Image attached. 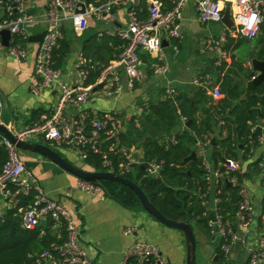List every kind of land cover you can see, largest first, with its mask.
Here are the masks:
<instances>
[{
    "label": "built area",
    "instance_id": "1",
    "mask_svg": "<svg viewBox=\"0 0 264 264\" xmlns=\"http://www.w3.org/2000/svg\"><path fill=\"white\" fill-rule=\"evenodd\" d=\"M149 1L146 19L139 18L134 0H108L99 7L84 2V13L76 11L80 9L79 0H47V13L44 20L25 11V0H11L13 4L4 5L2 7L5 10L4 15L0 16V50L5 49L10 56L17 59L25 58L26 50L19 46L16 38L26 39L27 28L38 22H44L43 37L38 43L34 57V75L39 78V84L32 90L38 93L43 88H57L58 91L52 112L41 114L38 122L20 129H15L9 124L8 130L21 141H28L39 135L50 147L71 148L82 161L87 158L89 153H93L100 157L104 170L109 167L111 172L124 177L135 171L140 164L144 169L143 177L158 176L162 168L161 164L143 160L136 162L131 154V148L121 141L120 134L125 123L118 112L114 110L103 112L87 121V116L81 109L91 92V86L86 85L89 76L87 60L83 56L79 57L76 64L77 81L74 84L63 81L61 71L52 67V54L59 40L62 39L60 26L65 20H73L78 27L84 23L86 15L113 21L111 11L113 5L131 2L127 9L125 26L106 32L111 37L125 41L123 50L118 58L102 66L94 86L99 83L107 84L110 88L108 93L113 96L120 94L123 88L132 89L141 79L139 49L149 53L150 66L154 74H165L168 67L165 63L162 42L164 39L166 42L170 39L181 40V10L189 0ZM225 4H229L231 8L234 26L230 29L227 28L218 38L207 41V45L218 54V65L227 58V53L222 46L229 36L253 38L259 33L260 25L264 22V0H196L194 7L198 20L201 23L221 22ZM3 30H8L10 33L7 46L3 43L1 34ZM173 48L175 52L178 51L176 44L173 45ZM118 65L124 69L125 83L122 82ZM192 82L195 87L204 89L215 99L221 95L219 85L213 83L212 76L208 72L197 75ZM166 95L176 104L177 92L175 89L167 88ZM144 110L145 106L138 108L139 113ZM1 116L2 100L0 97V121ZM180 118L182 121H186L185 117L180 116ZM134 123L139 127L137 120ZM263 127L264 119L261 124H252L251 133ZM174 136L164 140V143L174 144L176 142ZM262 141L261 133L251 139L249 153L252 152L255 145ZM1 143L6 148L7 159L0 170V218L4 215L1 202L6 200L17 209L22 229L31 230L39 226L42 221L49 220L54 226L63 227L66 232V239L62 244L51 245L30 264H92V260L80 241L81 227L74 217V213L59 201L48 196L37 178L25 167L24 160L19 154L20 150L3 136ZM201 162L207 172L206 179L209 185L212 181L217 185L220 179H226L232 185L240 187L241 200L235 212V222L241 227L247 228L255 216V210L246 196L244 186L238 183L234 175L239 169L238 162L234 159H225L223 170L213 167L205 159ZM259 167L263 170L264 162H259ZM75 187L101 199L106 196L101 184L77 179ZM218 200L219 198L216 197L215 203ZM214 212L218 226L217 233L223 239L221 249L223 255L227 256L240 238L233 225L222 220L217 208ZM258 218L264 221V212L258 214ZM212 224L211 220V227ZM130 232V228L124 230L125 234ZM131 259L151 261L153 264H171L161 254L157 244L144 240L133 241L129 244L117 264H128ZM247 264H264V235L259 237L257 244L251 249Z\"/></svg>",
    "mask_w": 264,
    "mask_h": 264
},
{
    "label": "crops",
    "instance_id": "2",
    "mask_svg": "<svg viewBox=\"0 0 264 264\" xmlns=\"http://www.w3.org/2000/svg\"><path fill=\"white\" fill-rule=\"evenodd\" d=\"M80 1L85 2V0ZM146 2L149 6L150 1L146 0ZM195 2L196 0H189L181 10V40L171 39V44L168 40L164 46L163 53L168 67L165 74H154L150 66L149 53L139 49L141 79L132 89L123 88L120 94L113 96L108 93L109 86L103 84V87L95 92L94 97L89 96L87 101L82 104L81 109L86 116H92L91 119L107 111L114 110L119 113L125 123L120 136H125L126 140L121 141L131 148V154L136 162L143 160V143L149 136L154 135L164 143V140L175 135L172 130L171 132L160 130L154 125V119L147 117L150 114V105L160 106L163 102L169 101L171 105L176 106L174 101L167 97V88L175 89L177 96L186 94L189 98H194L198 87H195L192 81L197 75L205 72L211 74L213 83L219 84V73L216 69L218 54L207 45V41L218 38L227 28L222 22L201 23L195 11ZM24 3L26 12L44 20L47 13V0H25ZM134 3L137 8L139 0H134ZM130 5L131 2L113 5L111 9L113 21L86 15L84 23L80 27L73 20H65L61 24L64 27L63 31L61 30L62 40L69 43V52L59 69L63 81L69 84H74L77 81L76 64L81 56L86 59L85 56L88 55L90 57L88 60L86 59L87 61L91 59L94 64L101 66L107 61L113 60L112 57L118 58L119 46L114 43L115 38L106 32L125 26L127 9ZM4 12L5 10L2 8L0 16L4 15ZM138 12H141V9H138ZM95 19L105 20L106 24L101 25ZM109 22L110 25H108ZM44 28V22L30 26L27 28V38L41 33ZM239 38H234V44ZM241 38L243 45H240L238 50L231 49L229 54L227 53V58L222 62L230 63L231 54L240 51L241 54L247 55L244 66L252 71L249 54L252 53L256 57L258 50L256 42L259 35L250 39ZM174 44L178 46L177 52L173 48ZM37 47L38 42L27 40L23 45L27 55L23 59L10 56L5 49L0 50V97L2 94L5 98L9 112V124L15 129L38 122L41 114L52 112L55 106L57 88H43L38 93L32 90L39 84V78L34 75V57ZM118 70L123 82L124 69L118 65ZM212 72H215V75ZM140 106H145L142 113L138 112ZM136 120L139 127L135 126ZM187 122V119L182 121L178 116L176 123L180 128L178 132H182L187 127ZM257 124H261V122L258 121ZM258 130L263 135V141L255 145L247 156L239 149L235 159L239 167L235 174H241V184L242 179L248 178L242 186H244L246 196L255 210V216L247 228L235 223L234 229L240 239L236 241L227 256L223 255V257L237 261L239 264H247L251 249L257 244L259 237L264 235V221L258 218V214L264 212V168L261 170L259 167V162H264V127ZM1 139L0 135V144H2ZM30 139L28 142H41L37 137ZM216 139H219L218 135L212 138V143ZM197 146L196 157L207 160L213 166L211 161L212 145L199 143ZM61 151L60 154L74 165L87 169L78 161L73 149L62 147ZM19 154L24 160L25 167L37 178L48 196L59 201L74 213V217L81 227L80 241L92 260V264H117L123 256L124 249L137 240L157 244L161 254L171 264H185V241L180 231L164 226L140 206L129 209L110 196L101 199L77 189L75 184L78 178L43 156L27 151H19ZM137 173L136 168L133 176ZM212 179L214 180V177ZM228 183L232 185L229 180H227ZM217 185L213 181L209 185L208 206L210 211H214L216 208ZM1 205H3L4 214L8 209L13 208L6 200L1 202ZM191 226L196 238V249L197 245H200V252L206 254L209 263L212 264L218 258L217 250L222 248L223 239L219 234L220 237L215 235L216 232L208 233L196 222H193ZM39 227L42 229L41 231L50 228L58 236L60 234L61 227L54 226L49 220L42 221ZM126 228L131 229L129 234L124 233Z\"/></svg>",
    "mask_w": 264,
    "mask_h": 264
},
{
    "label": "trees",
    "instance_id": "3",
    "mask_svg": "<svg viewBox=\"0 0 264 264\" xmlns=\"http://www.w3.org/2000/svg\"><path fill=\"white\" fill-rule=\"evenodd\" d=\"M107 1L85 0V3L99 7ZM7 4L13 3L11 0H0V11ZM137 8L141 9V12H138L139 18L146 19L148 14L146 0H139ZM258 35L256 57L262 60L264 58V22L260 25L259 33L255 37ZM114 38V43L119 46L117 53H121L125 41ZM234 38L238 37H228L223 45V50L228 54L231 49L238 50L240 45H243L241 37L236 40V44H234ZM16 41L23 47L27 38H16ZM68 52L69 43L59 40L52 54V67L60 69ZM85 57L88 60L90 56ZM230 57V63L223 61L216 68L219 73L218 85L221 91L219 98L215 99L204 89L198 88L194 98H189L186 94L176 96V106L171 105L169 101L163 102L160 106L150 105V114L147 117H152L154 125L162 131L171 132L177 123L178 116L190 120L189 125L182 132L175 134L174 144L162 143L154 135L149 136L143 143V161H155L162 165L159 175L142 187L150 202L167 218L190 224L196 222L208 233H211L213 228L210 225L207 172L202 166L201 159L197 157L188 159V157L193 151L196 152L199 143L212 145V164L215 168L223 170L225 159L235 160L239 149L246 156L249 154L251 139L260 133L258 129L251 133V126L264 119V82L256 85L251 94L244 97L245 82L251 80L254 73L244 66L247 55L238 51ZM116 58V56L112 57L113 60L107 61L102 66ZM90 60L87 61L89 76L86 85L91 86L92 90L102 66ZM91 117L88 115L87 121ZM217 135L219 139L212 143V138ZM120 137L123 142L124 139L126 140L125 136ZM6 159V148L0 144V170ZM83 162L87 169L104 170L100 157L93 153H89ZM142 166L140 164L136 167L138 173L135 176L127 175V177L139 183L144 176ZM234 175L241 184V174ZM100 184L106 196L112 197L124 207L129 209L141 207L136 194L127 186L114 181H102ZM217 188L216 197L219 198L216 203L217 211L223 221L230 222L235 228V212L241 200L240 187L228 185L226 179H220ZM41 230L39 226L31 230L22 229L17 209L14 207L8 209L0 218V264H30L51 245L62 244L66 239L63 227L60 229L59 236L50 228ZM217 252V259L223 258L221 248H218ZM128 264H153V262L131 259Z\"/></svg>",
    "mask_w": 264,
    "mask_h": 264
},
{
    "label": "water",
    "instance_id": "4",
    "mask_svg": "<svg viewBox=\"0 0 264 264\" xmlns=\"http://www.w3.org/2000/svg\"><path fill=\"white\" fill-rule=\"evenodd\" d=\"M78 6L80 9H77V12L84 13L85 12V4L83 1H80L78 3ZM222 24L230 29L234 26V22L231 18V8L229 4H226L223 9V14L221 18ZM61 30L63 31V25H61ZM3 43L5 46L9 43V37L10 33L8 30L1 31ZM43 37V33H39L36 35L28 36L27 40L31 42H41ZM163 46L167 44L166 40H163ZM249 59L252 64V71L253 73H256L254 78L251 80L245 82V93L244 97H247L251 94L252 89L264 82V58L262 60L257 59L252 53L249 54ZM126 79L123 77V82L125 83ZM104 83H99L96 86L92 88V92H96L97 90L101 89L103 87ZM1 100L3 101L2 106V116L0 121V134L5 137L11 144H13L18 150L20 151H27L36 153L40 156H43L59 166L64 171L72 174L78 179L94 182L97 184H100L102 181H114L117 183H120L122 185L127 186L129 189H131L137 196L141 208L146 211L149 215H151L153 218H155L158 222L163 224L164 226L168 228H172L175 230L180 231L183 234L184 241H185V264H196L195 258V252H196V238L193 231V228L190 223L174 220L167 218L165 215H163L157 208L153 206V204L150 202L148 196L143 191L142 187L145 183L152 180V177H143L139 183L134 182L133 180L129 179L128 177H124L118 174H115L110 171V168L107 167L106 170L101 171H94V170H87L84 168H81L79 166L74 165L72 162H70L68 159L63 157L58 151L52 149L49 145L46 143L38 142V143H32L28 141H21L18 138H16L7 128L9 125V112L7 110V103L5 101V98L1 94ZM190 120L186 123V126L189 125ZM180 130L179 126L176 125L172 129V133L176 134ZM196 157V152H192L188 159H192ZM143 168V166L141 167ZM227 181V180H226ZM229 185V183H228ZM210 218L213 222L212 228L214 232H218V226L216 223V215L214 211H210L209 213Z\"/></svg>",
    "mask_w": 264,
    "mask_h": 264
},
{
    "label": "rangeland",
    "instance_id": "5",
    "mask_svg": "<svg viewBox=\"0 0 264 264\" xmlns=\"http://www.w3.org/2000/svg\"><path fill=\"white\" fill-rule=\"evenodd\" d=\"M96 21H98V23L101 24V25L106 24V22H104L105 20H102V21L96 20ZM108 25H110V22H109ZM171 43L172 42H171V39H170V44ZM212 74L215 75V72H212ZM95 94H96L95 92L94 93L90 92V95L89 96L90 97L91 96L94 97ZM32 136H35V135H32ZM36 137L39 138V141H41L42 143H44V141L39 137V135H37ZM30 140H32V139H30ZM51 148L54 149V150H56V151H58L59 153H62L61 148H59V147L52 146ZM75 155L78 158V161L80 163H82L83 164V167H84V162L78 157V155L76 153H75ZM133 173H134V171L130 175L133 176ZM247 180H248V178L242 179V185H244ZM215 235L219 236L218 233H216ZM196 237L198 238V236H196ZM199 247H200V245H197V249H196V252H195V255H196V258H195L196 264H210L209 263V258L206 256V254L202 253V251L200 252V248ZM212 264H239V263L237 261H232L229 258L223 257V258H220V259H217V260L213 261Z\"/></svg>",
    "mask_w": 264,
    "mask_h": 264
}]
</instances>
